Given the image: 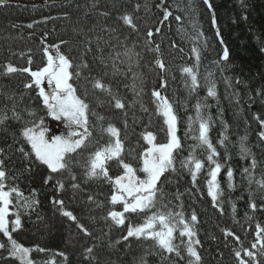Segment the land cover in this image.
<instances>
[{
	"label": "trees",
	"instance_id": "1",
	"mask_svg": "<svg viewBox=\"0 0 264 264\" xmlns=\"http://www.w3.org/2000/svg\"><path fill=\"white\" fill-rule=\"evenodd\" d=\"M6 1L0 6V118L7 117L0 123V170L6 173L5 190L16 188L21 193L19 197L12 193L7 219L11 236L31 250L33 264H240L241 259L245 264H264L260 245L252 247L257 226L264 228V188L260 186L264 182V0H161L167 19L157 10L160 0H113L112 5L110 0H62L48 8L43 2L50 0ZM87 4L92 5L90 9ZM96 5L99 15L91 12ZM84 14V20L77 19ZM125 15L131 17V26L123 22ZM139 17L143 18L141 29ZM124 31H140L138 46L128 43ZM45 51L59 52L69 60L70 83L89 105L93 133L89 146L78 149L80 155L72 154L69 170L58 173L37 166L21 135L46 115L31 75L22 71L40 70ZM8 65L21 71L7 73ZM185 67L196 75L195 87L182 72ZM97 80L108 91L95 88ZM210 88L215 96L208 95ZM154 91L168 99L177 117L181 146L158 183L157 208L171 211L174 217L181 214L173 221L177 229L172 242L178 253L163 251L148 238L125 240L128 226L142 224L144 214L125 213V223L116 225L109 212L123 211V207L111 203L112 184L83 170L90 154L107 145L110 137L103 129L109 124L119 130L121 158L139 169L144 135L164 139ZM114 98L124 108L117 109ZM197 105L217 153L211 161V153L197 139ZM190 160L203 165L195 180ZM217 163L221 195L214 202L208 196L207 181ZM107 168L112 178L123 174L116 160ZM17 215L21 226L12 232L11 221ZM180 218L192 226L191 240L180 236ZM0 244L6 245L0 248V264H19L9 256L11 245L2 233ZM189 245L200 257L198 262L188 254ZM245 250L254 256H246Z\"/></svg>",
	"mask_w": 264,
	"mask_h": 264
},
{
	"label": "snow or ice",
	"instance_id": "2",
	"mask_svg": "<svg viewBox=\"0 0 264 264\" xmlns=\"http://www.w3.org/2000/svg\"><path fill=\"white\" fill-rule=\"evenodd\" d=\"M208 0H205L207 3ZM169 13L165 12V19H167ZM123 22L129 26L132 25V19L130 16L125 15L122 17ZM152 35L151 32L148 33ZM193 52L199 59V54L196 49ZM45 55L48 58L47 66L39 71H31L28 68L22 69L24 72H28L32 78V83L40 89L39 96L43 100L44 107L47 109V114L52 117L53 120L62 121L65 127L68 129L66 136H55L51 141L45 139L44 131L34 132L33 128H25L21 135L25 141L30 145L32 153H34L36 161L41 165L47 167L51 173H58L65 170H69V165L73 162V155H80L78 149H86L91 142L93 133L90 130L89 122V105L80 99L76 94V89L69 83L72 78V74L69 72L71 67L68 59L59 54L55 59L48 55L45 51ZM227 51L224 53L223 58H227ZM31 63V61H29ZM157 64L163 68L164 65L161 61L157 60ZM21 71L11 65L6 67L7 73H14ZM182 72L187 74L192 81L193 87L197 85V77L193 73L191 68L185 67ZM79 75V73H77ZM47 79V84L50 89L49 92H45L44 88L41 87L42 81ZM163 86V85H162ZM25 87L31 88L32 84H27ZM94 87L104 91L108 89L100 82L95 81ZM215 91L210 88L208 91L209 96H215ZM153 96L156 97L159 103L157 104L158 114L164 117V123L167 125V136L168 142L165 144H155V136L152 133L144 135V140L147 142L149 147L140 154L141 166L139 169L133 167L131 164L124 162L121 158L123 151V143L120 139L119 130L109 124L104 132L110 137L106 146L97 148L92 152L88 159V170L86 175L89 177H103L108 180L113 186V194L111 195V203L113 205L122 204L123 211H110L109 217L116 225H123L125 223V213H143L145 216L142 224L131 226L127 228V235L124 237L127 240L129 237L148 238L155 241L156 245L166 252H173L178 249L173 244V233L177 229V223H174L176 217H180L181 214L177 213L173 216L171 211H161L157 208L158 198V182L161 176L169 167L173 165V152L175 149L180 148V141L176 135V123L177 117L174 114L173 107L167 98L163 97L159 92H153ZM115 99V98H114ZM115 107L117 109L124 108V104L119 100L115 99ZM199 107L197 105V119L200 120L199 124V136L197 139L201 146H206L211 161L214 156L217 155L215 148L208 137L209 125L208 122L203 120L199 114ZM94 115V113H92ZM7 117L0 118V123ZM103 120V117H99ZM82 130V131H78ZM261 137L264 138V133H261ZM114 138V142H113ZM21 151H24L21 149ZM242 152H247V149L241 146ZM27 155V153H25ZM115 159L123 169V174L112 178L109 176L107 168V162ZM190 163L194 164V170H192V176L195 180L197 172L202 168V163L199 160H190ZM187 167V165H184ZM253 166L255 161L253 160ZM220 164H216L215 168L210 169L211 179L208 183V195L215 202L219 195V184L217 183V174L220 171ZM247 171V169H246ZM138 172L144 174L143 178H140ZM228 177L231 178L233 173L231 170L227 173ZM6 173L0 170V233L7 238L11 247L8 248L9 256L17 259L19 264H33L32 260L29 259L30 249L19 244L10 234L9 221V205L11 204V195L15 193L18 197L21 195L18 189L11 188L5 190ZM47 183V180L45 181ZM260 186L264 188V182H260ZM75 187V185L73 186ZM61 203L62 201H57ZM255 209L256 205H250ZM166 207V206H165ZM156 209L155 211H152ZM152 214L149 215L148 213ZM63 215L68 216L70 219L75 220L70 212H64ZM192 221H196L197 217L193 215ZM178 223L183 225V229L180 231V236H187L189 240L195 234L192 226L185 222L183 218L178 220ZM11 231L15 232L21 226V220L17 215L16 219L11 221ZM82 231L86 232L82 226ZM264 228L259 225L256 230V241L252 244L255 249L257 244L260 245V250L264 254ZM228 235H232L228 233ZM239 239L238 237L236 238ZM0 248H6V245L0 244ZM43 251V250H41ZM92 249H88L91 252ZM188 254L195 258L198 262L200 257L196 251L191 247L187 248ZM248 257H253L254 254L251 251L245 250L244 253ZM236 256L240 258V252H236ZM51 264V261L46 262ZM240 264H245L244 260H240Z\"/></svg>",
	"mask_w": 264,
	"mask_h": 264
},
{
	"label": "rangeland",
	"instance_id": "3",
	"mask_svg": "<svg viewBox=\"0 0 264 264\" xmlns=\"http://www.w3.org/2000/svg\"><path fill=\"white\" fill-rule=\"evenodd\" d=\"M111 1V5H112V3H114L113 2V0H110ZM115 5V4H114ZM117 5V4H116ZM115 5V7H117V6H119V5H117L116 6ZM92 5L91 4H87L86 5V8L88 7L89 9H90V7H91ZM98 6L96 5L92 10H91V12H93L95 15H99V13L96 11V8H97ZM144 7V9H145V6H143ZM84 9V8H83ZM120 10V9H119ZM119 10H118V12H119ZM143 10V9H142ZM137 16L138 15H136V19H137ZM77 19H80V20H84L85 19V14L84 15H82V17H79V18H77ZM138 20H139V18H138ZM67 21H73L72 20V18H69V20H67ZM100 22H101V19L99 20ZM67 24V23H66ZM142 28V22L140 21L139 22V28L138 29H141ZM176 30V29H175ZM215 30V29H214ZM105 31V29H103V31L102 32H104ZM116 31H117V33H118V37H120L119 36V33H120V31H119V29L117 28L116 29ZM176 31H178V30H176ZM125 32V38L126 39H128V37H129V41H128V43H130V44H135V45H137L138 46V41H136V39L139 37L138 35H137V33H139V32H137V33H135V31L134 32H128V31H124ZM179 33H181V35L184 33V31H182V30H179L178 31ZM215 32L218 34V36H219V40H220V38H221V36L219 35V33L217 32V30H215ZM172 34V33H171ZM186 39H188V37H186ZM95 40V39H94ZM120 42V40L117 42V43H119ZM222 42H223V39H222ZM126 44V46L129 48V49H131L132 48V45H130V44ZM119 45V44H118ZM139 46H141L140 44H139ZM53 54H54V52L53 53H51V56H53ZM48 55H50V54H48ZM169 55V54H168ZM55 59V58H54ZM47 63H48V58H47V61H46V63H45V66H47ZM44 66V67H45ZM33 79V78H32ZM48 86V84H47V79L45 78L43 81H42V84H41V87L42 88H44V90H46V87ZM122 89H124V88H122ZM40 90V89H39ZM46 92V91H45ZM33 130H34V132H40V131H44V134H45V139H47V140H49V141H51L52 139H54V137L55 136H66L67 135V132H68V129L65 127V124L62 122V121H57V120H53L52 119V117L51 116H49L48 114H46V117L37 125V126H35L34 128H33ZM78 131H82V130H79L78 129ZM167 142H168V136H167ZM167 142H164V144L165 143H167ZM33 155H34V153H33ZM34 158H35V155H34ZM35 160H36V158H35ZM86 165L84 166V168H83V170H84V172H87V170H88V159L86 160ZM36 163H37V166H40L41 168H45V169H47V167L46 166H44V165H41L38 161H36ZM48 170V169H47ZM49 171V170H48ZM50 172V171H49ZM72 178V177H71Z\"/></svg>",
	"mask_w": 264,
	"mask_h": 264
},
{
	"label": "bare ground",
	"instance_id": "4",
	"mask_svg": "<svg viewBox=\"0 0 264 264\" xmlns=\"http://www.w3.org/2000/svg\"><path fill=\"white\" fill-rule=\"evenodd\" d=\"M145 10H146V7H145ZM157 10H158V12H160V9H159V8H157ZM144 12H145V11H144ZM144 12H143V13H144ZM141 17H143V15H142ZM141 17H139V18H140V21H141ZM142 21H143V18H142ZM142 21H141V22H142ZM142 25H143V24H142ZM145 26H146V25H145ZM158 50H159V49H158Z\"/></svg>",
	"mask_w": 264,
	"mask_h": 264
}]
</instances>
